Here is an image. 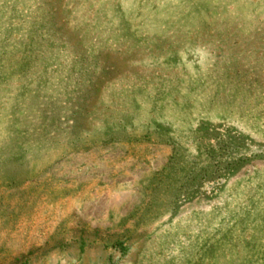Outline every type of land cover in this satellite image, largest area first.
I'll return each instance as SVG.
<instances>
[{"label":"rangeland","instance_id":"1","mask_svg":"<svg viewBox=\"0 0 264 264\" xmlns=\"http://www.w3.org/2000/svg\"><path fill=\"white\" fill-rule=\"evenodd\" d=\"M0 264H264V0H0Z\"/></svg>","mask_w":264,"mask_h":264}]
</instances>
